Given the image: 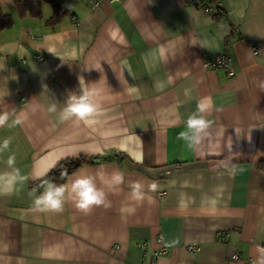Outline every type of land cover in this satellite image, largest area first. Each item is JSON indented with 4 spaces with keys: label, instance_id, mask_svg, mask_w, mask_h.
<instances>
[{
    "label": "crops",
    "instance_id": "obj_1",
    "mask_svg": "<svg viewBox=\"0 0 264 264\" xmlns=\"http://www.w3.org/2000/svg\"><path fill=\"white\" fill-rule=\"evenodd\" d=\"M217 1L218 17L191 0H57L50 23L51 4L19 16L0 0L13 19L0 30V172L12 158L28 177L0 195V264H264V0ZM223 53L233 76L203 67ZM82 89L93 122L61 120ZM203 97L215 107L190 143L179 134ZM78 156L90 162L62 184L123 173L111 207L35 211L50 171ZM137 182L151 203L130 199Z\"/></svg>",
    "mask_w": 264,
    "mask_h": 264
},
{
    "label": "clouds",
    "instance_id": "obj_2",
    "mask_svg": "<svg viewBox=\"0 0 264 264\" xmlns=\"http://www.w3.org/2000/svg\"><path fill=\"white\" fill-rule=\"evenodd\" d=\"M173 82V78L169 76L166 82L157 80L154 86L158 92H161ZM261 87L264 88V83L261 84ZM132 90L135 91L136 89L133 88ZM185 95L190 96V91L186 89ZM214 107L211 97L201 98L196 104V109L187 118V131L181 132L180 137L190 143L192 141L198 143L200 134L208 128L210 123L206 119L205 113L211 112ZM53 111H55V108H53ZM93 112L94 107L89 93L87 90L82 89L81 95H70L68 97L66 106L59 112V117L61 120L75 118L85 124H91L93 122L91 119ZM13 165L14 160L9 158L7 166L11 170L0 172V195H10L15 190L18 182L28 178L22 175L21 170L13 167ZM124 180V175L120 172L86 174L71 179L70 183L59 185L54 181L46 180L41 185L43 191L33 198V208L39 212L60 213L63 211L65 203L68 202L73 203L77 209L84 212L90 211L93 206L102 205L109 208L111 207V201L108 200V192L105 191V188L115 190L117 186L124 183ZM156 187L155 184L150 186L152 191H155ZM130 199L137 204H142L145 199L149 203L152 202V197L146 196V193L142 190V185L138 182L131 185ZM179 206L181 208L186 207L183 194H181ZM135 211L136 208L132 206H125L121 209L122 213L128 215L134 214Z\"/></svg>",
    "mask_w": 264,
    "mask_h": 264
},
{
    "label": "trees",
    "instance_id": "obj_3",
    "mask_svg": "<svg viewBox=\"0 0 264 264\" xmlns=\"http://www.w3.org/2000/svg\"><path fill=\"white\" fill-rule=\"evenodd\" d=\"M206 3V6L211 7L214 17L221 16V6L217 0H198L199 4ZM13 3L17 9L19 16H23L28 13L34 17H39L42 12V6L45 3L52 5V16L49 19L50 23H55L61 15L64 14L65 9L63 5L59 4L57 0H13ZM13 24V19L10 14L4 13L0 5V30L11 27ZM103 160L109 159V157H102ZM90 162L87 158L83 156H78L75 158H67L59 162L48 174V177L51 181H54L56 184H62L69 174L84 165L85 163ZM262 166V163L260 164Z\"/></svg>",
    "mask_w": 264,
    "mask_h": 264
},
{
    "label": "built area",
    "instance_id": "obj_4",
    "mask_svg": "<svg viewBox=\"0 0 264 264\" xmlns=\"http://www.w3.org/2000/svg\"><path fill=\"white\" fill-rule=\"evenodd\" d=\"M91 1H92L93 5H97L102 0H91ZM107 1L114 2L117 0H107ZM191 1H194L195 3L198 4V0H191ZM198 5L202 6L203 8H205L207 10H212L211 7L206 6L205 2L203 4H198ZM257 50H258V46H253V51L256 52ZM203 67L206 69H213V70L224 69L228 76H233L235 74V69L232 65L230 57L224 53L218 54V55L214 56V58H212V59L205 60L203 62ZM20 100L23 101L24 98H20ZM159 195L162 196L163 192L159 193ZM159 240H161V236H158V241ZM140 247L142 249H144L145 245L140 244ZM190 250L194 251L195 248L190 246ZM167 251H168V248L161 245V247L156 252H153L151 260H153L156 255H159V254L163 255V254L167 253ZM239 259H240V256H239L238 252H234L231 256V260H239ZM242 264H257V263H255L251 259H244V260H242Z\"/></svg>",
    "mask_w": 264,
    "mask_h": 264
},
{
    "label": "water",
    "instance_id": "obj_5",
    "mask_svg": "<svg viewBox=\"0 0 264 264\" xmlns=\"http://www.w3.org/2000/svg\"><path fill=\"white\" fill-rule=\"evenodd\" d=\"M94 161H97V159H95Z\"/></svg>",
    "mask_w": 264,
    "mask_h": 264
}]
</instances>
